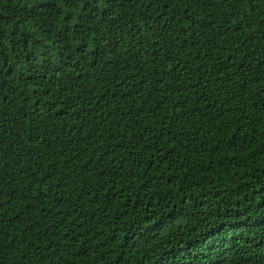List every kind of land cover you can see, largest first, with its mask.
Instances as JSON below:
<instances>
[{"label": "trees", "instance_id": "16d2710c", "mask_svg": "<svg viewBox=\"0 0 264 264\" xmlns=\"http://www.w3.org/2000/svg\"><path fill=\"white\" fill-rule=\"evenodd\" d=\"M0 264H264V0H0Z\"/></svg>", "mask_w": 264, "mask_h": 264}]
</instances>
